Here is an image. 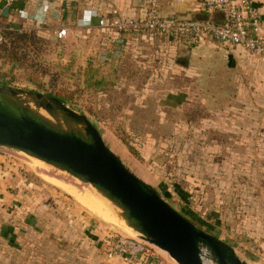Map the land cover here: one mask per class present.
I'll list each match as a JSON object with an SVG mask.
<instances>
[{
    "label": "rangeland",
    "instance_id": "374dc122",
    "mask_svg": "<svg viewBox=\"0 0 264 264\" xmlns=\"http://www.w3.org/2000/svg\"><path fill=\"white\" fill-rule=\"evenodd\" d=\"M53 20L33 28L27 19L0 18L8 47L0 50V85L61 98L85 114L170 206L247 264H264V58L236 46L210 49L192 57L191 69L179 63L157 81L148 55L100 60L95 42L55 37L60 25ZM11 30L26 37H5ZM12 40L16 61L8 53ZM40 160L0 146V258L135 264L105 254L113 235L139 237L93 209L119 213L118 207L90 183ZM155 249L160 264H178Z\"/></svg>",
    "mask_w": 264,
    "mask_h": 264
},
{
    "label": "water",
    "instance_id": "95a60500",
    "mask_svg": "<svg viewBox=\"0 0 264 264\" xmlns=\"http://www.w3.org/2000/svg\"><path fill=\"white\" fill-rule=\"evenodd\" d=\"M134 6H141V0H134ZM177 62L186 66L187 56ZM30 103L80 129L51 124ZM0 146L20 150L90 183L118 207L141 239L166 251L178 264H205L204 259L213 264H247L232 246L196 226L130 171L88 117L57 97L0 85Z\"/></svg>",
    "mask_w": 264,
    "mask_h": 264
},
{
    "label": "built area",
    "instance_id": "2783aa9c",
    "mask_svg": "<svg viewBox=\"0 0 264 264\" xmlns=\"http://www.w3.org/2000/svg\"><path fill=\"white\" fill-rule=\"evenodd\" d=\"M15 1L3 0V7L13 8ZM177 2L194 3L207 16L188 19L176 13H164L163 4L172 6ZM138 10L127 14L112 7L98 16L95 28L100 60H110L115 53L119 58L130 55L132 46L143 48L149 51L150 68L159 74L158 66L162 70L174 63L176 49L191 48L206 40L240 46L264 58L261 13L254 0H144ZM30 23L33 28H39L44 21L36 19ZM74 28L61 24L56 37L62 39ZM155 248L140 237L113 235L105 254L107 258L118 256L135 264H160Z\"/></svg>",
    "mask_w": 264,
    "mask_h": 264
},
{
    "label": "crops",
    "instance_id": "0c3cea01",
    "mask_svg": "<svg viewBox=\"0 0 264 264\" xmlns=\"http://www.w3.org/2000/svg\"><path fill=\"white\" fill-rule=\"evenodd\" d=\"M143 2L144 0H141V6ZM254 2L260 9L262 31L264 33V0H254ZM0 3H2V5L0 6V10H4L5 7H3V0H0ZM141 6H134V0H16L13 8L8 9L6 17L8 19H11L13 17L15 20L17 18L27 19L28 21L36 19L43 20L47 25L54 21V17L56 19L55 24L59 23V25L63 24L75 26V28L70 33H68V35H66V38L71 36L79 42H83L87 39L91 43H96L98 41L99 35H96L97 30L95 27L99 15L104 14L112 7H117L127 14H133L134 12H138V9ZM163 7L164 13H176L178 15L189 16L193 18L199 17L202 15V13H205L202 11V9H198L194 3L185 4L177 2L172 4V6L163 4ZM54 35L56 37L55 33ZM97 46L98 44L96 43L95 48H97ZM225 47H234V45L222 44L216 41L206 40L205 42L191 48H178L174 52V63H171L169 68H163L162 70H159L158 64H155L156 67L158 66L157 71L159 72V74L155 73L154 75L156 78L160 79L155 80L161 81L163 77L166 76L165 74L171 75L172 73H176L177 68H181L182 66V64L180 66L177 62L181 55L187 56L186 67H188V69H191L193 56L197 57V55L207 52L210 49L216 50V52H223ZM236 47L241 48L240 46ZM130 50L131 53L137 51L136 53H139V59H141L142 57L145 58L147 57L146 55L149 54V51L147 49L134 46H132ZM81 51L82 50H80V52ZM142 84L145 85V82H142ZM2 197L6 198V195ZM0 264H6V262H4V259L0 258ZM7 264L16 263H13V259L10 257Z\"/></svg>",
    "mask_w": 264,
    "mask_h": 264
},
{
    "label": "bare ground",
    "instance_id": "6f19581e",
    "mask_svg": "<svg viewBox=\"0 0 264 264\" xmlns=\"http://www.w3.org/2000/svg\"><path fill=\"white\" fill-rule=\"evenodd\" d=\"M29 104V103H28ZM30 108H32L37 114H39L40 116H42L43 118H45L47 121H49L51 124L61 128V129H70V128H74V129H80L79 126H76L74 125L73 123L71 122H67V121H64L62 118H60L59 116L57 117H53V116H50L47 112H45L43 109L41 108H36L34 106H32V104L30 103ZM41 162V160H40ZM44 161H42L43 163ZM45 163V162H44ZM57 169V168H56ZM59 170V171H58ZM56 171L58 172H62V170L60 169H57ZM52 172V171H51ZM64 172V171H63ZM65 173V172H64ZM60 175V174H59ZM48 177L54 179V177L50 176L49 174L47 175ZM61 178L65 179L66 177H63L62 175H60ZM73 177V176H72ZM56 179V178H55ZM63 179H59L57 180V183L60 185V186H64V187H68L70 185H68L67 182H65ZM68 179V178H67ZM71 182V181H70ZM71 189V188H70ZM72 190V189H71ZM85 194V193H84ZM96 203V202H95ZM94 204V203H93ZM92 204V205H93ZM95 205V204H94ZM100 206V205H99ZM92 209V208H91ZM94 209V212H96L97 214L99 215H103L104 217H106L107 219H109L110 221L114 222V223H118L119 225H121L122 227L127 228L128 230H130L129 226L127 225L126 221L120 216V213H117V211L115 212V210L117 209H113V210H109V208L107 207V210L106 208H100L98 206H95L93 207ZM92 209V210H93ZM120 212V211H119ZM126 229V230H127ZM205 260V264H213L211 263V261L209 260Z\"/></svg>",
    "mask_w": 264,
    "mask_h": 264
},
{
    "label": "trees",
    "instance_id": "16d2710c",
    "mask_svg": "<svg viewBox=\"0 0 264 264\" xmlns=\"http://www.w3.org/2000/svg\"><path fill=\"white\" fill-rule=\"evenodd\" d=\"M4 11V10H3ZM2 11V12H3ZM2 12L0 13V18H4V19H7V17H6V15H3L2 14ZM207 16V14L206 13H202V15L201 16H199V18H204V17H206ZM6 33V35H4L5 37H9V36H15L17 39H20V40H22V39H24L25 37H26V35L25 34H19V33H16V32H14V31H6L5 32ZM5 39V38H4ZM2 40V39H1ZM0 40V50L2 49V50H7V42H5L4 40L3 41H1ZM15 41H18V40H12V41H10V43L12 44V46L10 47V49L8 50V53H9V56L10 57H12V60H14V61H16V60H18L19 58L16 56V48H17V46L15 45ZM60 100H62L61 98H60ZM62 102H63V100H62Z\"/></svg>",
    "mask_w": 264,
    "mask_h": 264
}]
</instances>
